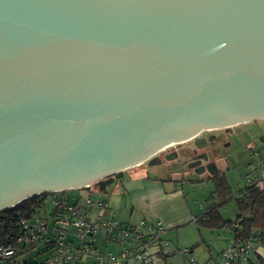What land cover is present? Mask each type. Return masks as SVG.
<instances>
[{
  "label": "water",
  "instance_id": "obj_1",
  "mask_svg": "<svg viewBox=\"0 0 264 264\" xmlns=\"http://www.w3.org/2000/svg\"><path fill=\"white\" fill-rule=\"evenodd\" d=\"M261 120L264 0H0V212Z\"/></svg>",
  "mask_w": 264,
  "mask_h": 264
},
{
  "label": "built area",
  "instance_id": "obj_2",
  "mask_svg": "<svg viewBox=\"0 0 264 264\" xmlns=\"http://www.w3.org/2000/svg\"><path fill=\"white\" fill-rule=\"evenodd\" d=\"M247 177V186L264 187V160L249 168ZM59 193H50V212L20 224L15 247L13 243L0 242V264L19 263L16 260L22 245L32 249L47 246L32 258L34 264H163L157 257L164 232L161 222L141 219L138 224L124 223L112 213L106 200L89 197L82 203L80 199L60 198ZM236 227L238 223L233 228ZM249 250V243L239 246L243 258H247ZM233 251L235 245L231 244L222 253L224 264H231Z\"/></svg>",
  "mask_w": 264,
  "mask_h": 264
},
{
  "label": "rangeland",
  "instance_id": "obj_3",
  "mask_svg": "<svg viewBox=\"0 0 264 264\" xmlns=\"http://www.w3.org/2000/svg\"><path fill=\"white\" fill-rule=\"evenodd\" d=\"M232 132H227L228 134L225 135L229 138L228 147L218 146L216 152V157L214 158L216 161V166L221 169L225 170V175L229 180V183L233 187V191L237 192L243 187L247 186L246 174H247V164H250L254 161V158L250 156L249 151L255 148H261L264 144V121H260L257 124L251 123L247 125H241L237 127H232L230 129ZM209 135L213 134L214 136L217 135L219 137H223L222 132L214 130L213 132H208ZM189 142L185 143L188 144ZM182 143L181 145H185ZM174 145L173 147L165 148L163 153L171 152L177 149V152H181L182 149L186 148L184 146ZM181 150V151H180ZM178 152V153H179ZM264 152V151H263ZM171 165V170L176 171L178 173V177H182V173L185 172L186 176L182 179L179 183L186 182V189L185 193L188 197V200L191 202L193 207L198 212L199 206L203 205L206 206L207 203L210 202L211 196L215 193L216 186L211 181H205L200 183H192L190 180L197 181L207 175L196 174L192 171H188V169L182 168L181 161H169ZM137 167V166H136ZM143 167V166H142ZM142 167H139L142 169ZM134 169V168H133ZM170 173L169 168H164L162 173H158V177L162 179H166V175ZM177 173H172L173 180L169 183L166 182L168 185H174V180L176 179ZM154 174V173H152ZM174 182V183H173ZM90 192L83 190H69L61 192L65 198L68 197L70 200H77L80 199L82 203L85 199L89 197H93V199L97 201L106 200L108 203L114 206L116 205V192H113L114 189H119L120 187H116V185H111L107 188V193H99L96 187L92 186ZM117 191V190H116ZM194 202V204H193ZM235 203H228L222 210L223 216L228 219L230 222H235L237 218V213L235 211ZM198 209V211H197ZM130 213L127 215L124 222H131V224H138L140 222L139 219L142 218L141 213L136 212L132 219H130ZM195 225H188L183 227L178 235H176L175 231H169L171 236L167 248L168 252V264H224L222 256L218 254L219 250H227V248L231 245L229 242L233 241V229L232 226L225 227L220 230L212 231L207 229H200ZM200 231V232H199ZM175 233V234H174ZM201 234L205 237V239L212 241L214 240V249L212 255L215 257L217 262L211 260V255H209V250L206 248L205 245L201 244ZM208 235L206 237V235ZM177 236L179 237V242L177 240ZM174 237V238H173ZM210 237V238H209ZM173 238V239H172ZM211 241V242H212ZM252 246V245H251ZM194 248V251L191 255H186L187 257L183 256L188 248ZM114 250H119V247L112 246ZM251 250L248 252V258H243L239 264H250V259L253 258L256 261V264H260V262L264 261V258H260L257 255L250 254ZM43 260V259H42Z\"/></svg>",
  "mask_w": 264,
  "mask_h": 264
},
{
  "label": "crops",
  "instance_id": "obj_4",
  "mask_svg": "<svg viewBox=\"0 0 264 264\" xmlns=\"http://www.w3.org/2000/svg\"><path fill=\"white\" fill-rule=\"evenodd\" d=\"M180 153L181 152L177 154L176 157L177 159L171 157L169 161H173V160L177 161L181 159L182 155H180ZM169 161L165 162L162 160V157H157L151 159L149 163H147L146 161L138 165L137 167H133L134 169L129 168L126 171H124L122 175H119L117 177V180L113 182L116 185V187L119 186L120 188L113 190V192H116V196H117L116 205L114 204L113 206L111 204V206L109 207L111 208L112 213L115 216H117L118 219L121 221H123V219H125L129 213H130L129 215L130 219H132L136 211L141 213L142 215L141 219H145L151 223L161 222L164 226V230H163L164 232L161 235V243H160L161 245L159 247L160 248L159 250H163L166 256L167 264L169 262L168 261L169 254L167 252V248L169 247L168 243H170L169 242L170 238L168 237L171 236L169 231L173 230L175 231L176 235H178V233L180 232L179 230H181L185 226L195 225L196 227H198L195 222L196 218H200L201 216H203L206 213L207 209L212 205V203H217L219 200V196L217 194V191L215 190V193L210 198V202L207 203L206 206L203 205L199 206L200 210L198 211L197 209L198 212H196V209L188 200V197L185 193L186 182L184 181V183L178 185V183L185 178L186 173L183 172L182 177H180L179 180L178 173L176 171L171 170L172 168H170L171 165L169 164ZM139 167H142V169ZM164 168L165 169L169 168L170 170V173L166 175L167 176L166 179H162L157 175L158 173H162ZM172 173L173 174L177 173L176 179L174 180L175 183L173 182L174 185H168L166 182L169 183L170 181L173 180ZM200 174L207 175L203 173ZM190 181L195 184L205 181L211 182V180L208 179V175L205 179L204 177H201V179L197 181L194 180H190ZM224 207L220 209V214H221L220 216L222 217L223 222H229V220L223 216L222 210ZM235 211L238 215V211L236 207H235ZM124 223L131 224L130 221ZM225 227H229V226H225ZM200 229H207V228L199 227L198 230ZM220 229L218 228V229H207V230L216 231ZM207 236L208 235H206V237ZM177 240L179 242L178 236H177ZM234 240H235V235L233 231V241L229 242V244L230 243L234 244ZM211 241H212L211 238L210 240L207 241V239H205V237L201 234V241H200L201 244L205 245L206 248L209 250V255H211V260L217 262L215 257L212 255L214 249L213 245L215 242L214 240L212 242ZM186 251H191V252L189 254L184 253L183 256L185 257H187L186 255H191L194 251V248L189 247ZM224 251L225 250L220 249L218 252L219 256ZM250 254L257 255L260 258H264V248L253 244ZM249 259H250V263L251 262L256 263L255 259L253 258L252 259L249 258Z\"/></svg>",
  "mask_w": 264,
  "mask_h": 264
},
{
  "label": "trees",
  "instance_id": "obj_5",
  "mask_svg": "<svg viewBox=\"0 0 264 264\" xmlns=\"http://www.w3.org/2000/svg\"><path fill=\"white\" fill-rule=\"evenodd\" d=\"M258 122L260 121H254L253 123L257 124ZM209 179L216 186L219 200L217 203H212L203 216L196 218V225L200 228L220 229L225 226H232L233 228L234 224L238 223V227L233 228L235 235V251H233L234 258L231 264H239L243 259L239 253V246L245 242L249 243L250 250H252L253 244L264 248V187L255 188V186H245L243 189L235 192L232 190L233 188L225 174L219 173ZM50 196V193H44L24 201L14 208L0 212V242L3 244L15 242L21 233L20 224H22L24 220L40 216L45 211L50 212ZM58 196L65 200L68 199V197L65 198L61 193H59ZM68 200L71 201L70 199ZM231 202L236 205L238 211L237 220L236 222H223L220 216V209ZM13 245L15 247V243H13ZM46 247L47 246H40L32 249L28 245L20 246L18 249L20 256L16 260L19 263H16L34 264L31 262L32 258L40 255V252H43ZM190 252L191 251H186L185 254H189ZM222 255L221 253V256ZM157 257L161 258L163 264H167L163 250L159 251ZM42 259L43 257L41 260ZM250 264L256 263L251 262ZM260 264H264L263 259Z\"/></svg>",
  "mask_w": 264,
  "mask_h": 264
},
{
  "label": "flooded vegetation",
  "instance_id": "obj_6",
  "mask_svg": "<svg viewBox=\"0 0 264 264\" xmlns=\"http://www.w3.org/2000/svg\"><path fill=\"white\" fill-rule=\"evenodd\" d=\"M243 125H247V124H243ZM231 128L217 130L222 132L223 137H219L217 135L214 136L213 134L211 135L208 134V132H213V131H202L191 141H188L189 142L188 144H185L187 142L184 143L185 145L180 144V146H184L186 148L182 149V151L180 150L181 151L180 155H182V157L177 161L182 162L183 169H188V171H192L196 174H200V173L207 174L208 179L214 177L219 173L225 174V170H221L216 166V162H215L216 160L214 158L216 157L215 156L216 152H218L217 150L218 146L228 147V145H230L228 142L229 138L226 137L225 135L228 134L227 132H232L230 130ZM263 151H264V144L261 148H255L249 151V154L254 158V161L250 164H247L248 165L247 174L245 176L246 180L248 178L247 176H248L249 168H252L255 165L258 166L260 163L263 162L264 160ZM163 152H164L163 150L160 151L159 153L154 155L151 159L162 157V160L167 162L169 161V159H171V157L176 158L179 151L166 152V153ZM151 159H149L147 163H149ZM118 176H119L118 174L113 176L115 181L117 180ZM96 189H98V187H96Z\"/></svg>",
  "mask_w": 264,
  "mask_h": 264
},
{
  "label": "bare ground",
  "instance_id": "obj_7",
  "mask_svg": "<svg viewBox=\"0 0 264 264\" xmlns=\"http://www.w3.org/2000/svg\"><path fill=\"white\" fill-rule=\"evenodd\" d=\"M219 129H221V128L216 127V128L205 129V130H202V131H214V130H219ZM178 143H180V141ZM174 145H177V143L171 142V144H169L170 147L174 146Z\"/></svg>",
  "mask_w": 264,
  "mask_h": 264
}]
</instances>
